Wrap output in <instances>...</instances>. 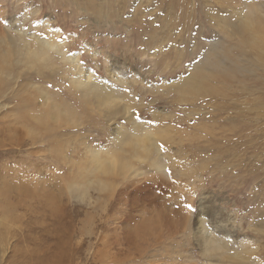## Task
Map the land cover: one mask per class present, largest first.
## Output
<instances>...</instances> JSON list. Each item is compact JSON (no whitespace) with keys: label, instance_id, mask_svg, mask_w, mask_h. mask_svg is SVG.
Here are the masks:
<instances>
[{"label":"rangeland","instance_id":"374dc122","mask_svg":"<svg viewBox=\"0 0 264 264\" xmlns=\"http://www.w3.org/2000/svg\"><path fill=\"white\" fill-rule=\"evenodd\" d=\"M0 27L70 60L43 77L16 68L3 88L0 264H264V0H0ZM81 76L119 94L118 114L89 104L52 143L29 135L20 99H37L34 115L43 97L22 87L59 99ZM137 127L164 149L96 171L93 155ZM142 223L144 257L127 252ZM208 238L234 257L207 253Z\"/></svg>","mask_w":264,"mask_h":264},{"label":"bare ground","instance_id":"6f19581e","mask_svg":"<svg viewBox=\"0 0 264 264\" xmlns=\"http://www.w3.org/2000/svg\"><path fill=\"white\" fill-rule=\"evenodd\" d=\"M3 31L5 30L2 27H0V35L2 32V35L0 36V104L2 108L5 109L7 107V104H5L4 98L8 95H7V90H4L3 88H8L9 90V88H11V83L16 82V80L19 78V75H14V71L16 68H24L23 70L27 69L31 71L35 70L38 77H43L44 70L45 71L48 70L51 73L53 72V70L57 66L56 61L58 59L64 60L66 63L67 62L70 63V60L67 59L68 56L66 55V51L63 45L55 42L54 40H51L53 38L51 39L49 38L50 40L45 38L44 39L40 38L37 40L36 45L30 44L28 40L24 42L25 40L24 39L23 43L19 44L18 40L10 37L6 31L5 32ZM53 49H55L56 51L55 53L53 52ZM74 67L78 69L77 66ZM79 72H82L80 68H79ZM70 83L71 85L74 86L75 92H72L73 89L68 90L66 92L67 93V96H65L66 98L60 97L59 99L55 97L57 95L52 96L53 94L51 95L48 91H44L43 88L35 87L36 85L32 82L27 83L22 87V89L31 88L37 91L40 97H43V104L41 107L42 111H39V114L36 112L37 114L35 113L34 115L32 114L33 112H30L28 109L33 106L34 100L36 98L35 99L33 98L34 100L31 98H27L24 101L20 99V103H21L20 106L22 110H18L17 113L15 114L16 120L22 123L26 122L31 125L29 130L30 131L29 135H33L34 137H36L38 134L39 135L43 134L42 136L44 137V140H46V142L52 143L56 135V132L62 126L80 125L77 116L79 114L80 116L83 117V115L86 113L85 111L86 105L89 104L96 105L95 107L97 108L104 107L105 113L109 118L115 117L118 114L116 112V107L120 106L119 104L121 103V101L118 100L120 96L119 94L116 93V91L114 92L113 90L104 87L105 85L93 83L90 81L89 78H83L82 76L78 79L72 80ZM59 100L62 102V104H58ZM68 100L72 101L74 104H77L78 108H76L75 105H71L72 103H69ZM121 110L127 113L129 110L128 103H125V105L121 107ZM8 117H10V115ZM49 120L54 121L53 126H50L51 124L49 125V123H51ZM10 134L12 133L10 132ZM118 136H119L118 146H116L117 149L112 150V152L106 155H103L98 152H96L93 155L94 163L96 164V171L99 170L107 171V169L112 170V172L116 170L119 171L129 170L131 166L130 163L126 162L124 158L125 157L124 153L129 154L133 158L136 157L137 159L141 160V159H150L152 155H155L158 151H160L161 136L158 135L159 137L156 138L151 133L144 131L143 128H139V127L135 128L134 134L119 132ZM155 165L156 163L155 164L152 163V166ZM98 183L101 186H103L102 184L103 182L100 181ZM160 218L163 219V217ZM162 224L163 223H161V225ZM167 225H168L167 227L165 226L164 227L168 228L170 226L169 223ZM171 228L174 229L173 227ZM147 230H148V224L142 223L135 229L131 230L130 237L135 236L138 241L143 240V245H144L145 239L148 238V236H150L151 238L152 235L148 233ZM168 230L170 229L168 228ZM160 237L159 236L155 237L154 235L152 236V238L153 239L155 238L156 241L154 244L155 246L156 243H160L158 242ZM210 239L209 238L203 239V243L204 245H206L205 251L207 253L212 255L215 252H221L222 256L226 259L234 257V255H231L229 253L223 254V252H225L226 249L229 248L226 244L219 243L215 245L214 243L213 245L212 242L213 240ZM135 243L140 244V242H134V243L130 242L132 246L129 247V250H127V252L131 253L130 251H133L136 254H138L140 257H144L148 253L149 248L147 250H144L142 247H145V245L142 246V243L140 245H137ZM151 245L150 247H152ZM238 259H239L238 257L234 259L236 261V264L240 263L237 261Z\"/></svg>","mask_w":264,"mask_h":264},{"label":"snow or ice","instance_id":"6c2138e0","mask_svg":"<svg viewBox=\"0 0 264 264\" xmlns=\"http://www.w3.org/2000/svg\"><path fill=\"white\" fill-rule=\"evenodd\" d=\"M3 23L6 25V24H7V21L5 20V21H3ZM56 31H59V29H56ZM48 87L51 88L52 85H48ZM137 99H139V97H137ZM133 116H134V118L137 120V122H142V117H141L137 112L134 111V112H133ZM150 123H151L153 126H158L156 121H150ZM160 148L163 150V149H164V145L161 144V145H160ZM168 174L171 175V170H168ZM187 207L191 208L190 205L187 206Z\"/></svg>","mask_w":264,"mask_h":264}]
</instances>
